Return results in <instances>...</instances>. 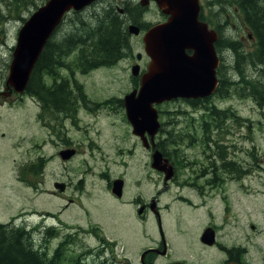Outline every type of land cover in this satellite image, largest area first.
<instances>
[{
	"label": "rangeland",
	"instance_id": "374dc122",
	"mask_svg": "<svg viewBox=\"0 0 264 264\" xmlns=\"http://www.w3.org/2000/svg\"><path fill=\"white\" fill-rule=\"evenodd\" d=\"M12 1L0 0V92L8 91L5 81L17 32L37 5L46 0H27L19 7ZM212 2L201 0L199 17L206 14L214 23L221 22L218 11L225 10ZM102 9L103 5L97 3L78 11V15L68 13L59 31L73 28L77 16L88 20ZM228 13L229 25L215 30L220 29L223 35L239 39L245 48L253 49L254 40L246 35L248 30L238 29L239 20L231 9ZM160 17L153 15V19ZM130 44L121 59L80 77L86 99L92 103L87 101L89 109H81L71 122H64L65 132L61 128L57 135L51 134L53 129L38 125L36 108L30 102L28 106L17 100L12 103V96L0 93V102H11L0 104V223L23 225L30 231L36 228L34 224L53 225L55 236L47 233L48 228L32 234L35 246H47L49 255L66 234H72L75 240L68 247L65 263L71 257L70 251L76 255L103 243L94 236L100 232L108 243L117 242V262L126 264L120 256L119 240L131 248H127L130 262L139 256L141 248L160 240L155 219L144 224L137 221L133 212L142 202L153 199L154 207H161L163 236L170 245L169 254L157 255L155 264L165 262L168 256L184 264H223L224 250L232 246L247 249L245 258L249 264H264V109L250 98L238 94L218 97L213 92L212 103L229 107L238 116V120H229L230 131L225 140L229 158L238 160L249 173L235 179L227 173L216 178L209 172L211 161L207 156L211 150L202 148L198 142L200 134L194 133L191 141L186 139L178 147L171 143L178 139L177 130L186 125L187 116L198 118L201 110L198 112L181 99L156 105L160 127L155 141L162 143L177 169L176 181L165 184L163 173L151 167L150 154L132 133L119 103L126 93L138 87L139 80L133 77L131 67L140 63L145 69L147 63L136 54L143 52L142 42L131 37ZM232 57H227L229 68ZM182 111L184 115H179ZM186 130L181 131L183 139ZM64 134L71 141L68 146L76 150L68 161L56 155L60 146L50 141L51 135L61 143L60 136ZM252 151L255 159L251 158ZM39 156L45 158L42 165ZM206 167L208 175L201 176ZM119 177L126 179L127 188L122 197L115 198L108 192V180ZM55 182H64L67 189L59 191ZM208 225L216 231L218 244L212 247H205L200 241ZM94 257H88L87 264Z\"/></svg>",
	"mask_w": 264,
	"mask_h": 264
},
{
	"label": "trees",
	"instance_id": "16d2710c",
	"mask_svg": "<svg viewBox=\"0 0 264 264\" xmlns=\"http://www.w3.org/2000/svg\"><path fill=\"white\" fill-rule=\"evenodd\" d=\"M229 1L233 4V11L237 10L236 13H240V22L247 26L253 37L254 45L253 49L248 50L243 46L241 40L227 37L218 29L219 37L216 42V50L219 53L220 63L216 68L218 85L214 95L231 97L233 94H238L252 99L260 109H264V0ZM12 2L19 7L23 4L25 5L27 0H13ZM221 4L222 6L226 5L223 2ZM124 11L131 17V20H134L133 18L136 15L134 7L124 9ZM75 14L78 15V13ZM120 17L118 12L111 10L109 7H103L99 13H95L88 20L77 16V19L73 20V28L60 32L61 40L58 45L69 48L72 54L71 62L75 69L85 72L98 66H109L127 54L126 50L130 48V43L126 28H124ZM55 46L57 44H55L53 36L45 44L31 72L26 87L29 93L33 94L34 88L39 83L40 67L46 73L52 72L53 68H55L54 61H51L53 47ZM229 50L235 58L232 57L233 60L230 61L231 68L227 65V57L231 55L228 53ZM56 57L59 58L60 56L56 55ZM229 69L231 71L230 75L228 74ZM61 86L63 89L62 84ZM54 92H51V95H47L46 99L49 107L55 111H60L63 107L64 110L67 109L64 103L68 99L66 98L67 92H57V95ZM212 98L207 96L187 100V103L193 109L198 112L201 110L202 113H200L198 118L189 114L186 125L177 130L178 139L172 140L171 143L178 147L186 139L191 141L194 138V133L200 134L201 138L198 142L202 148L211 150L207 157L213 156L210 160L211 171L209 172L215 177L220 173H227L232 178L241 179L245 174L249 173V170L243 168L238 160L229 158V146L225 140L230 131L227 125L229 120H238V116L231 108H222L212 103ZM69 105H72V110H74L75 100ZM179 113V115H184L185 111ZM185 128H187L186 131L188 133L183 139L180 134ZM168 134H172V132ZM157 147L165 156L169 155L162 143L157 142ZM251 158H256L254 151H252ZM213 159L218 161V163H215ZM39 160L40 165H42L43 160ZM53 229V227L47 229V233L50 236L57 234ZM32 234L33 232L28 231L23 225L16 226V224L11 223H0V264H87L84 256L86 253L91 252L89 249L76 255H72L70 251L71 257L65 263L68 247H70L72 240H75L72 236L65 235L63 240L49 255L47 246H35ZM46 239L48 240L47 237ZM91 263L88 262V264ZM94 264L106 263L101 259L99 261L95 260Z\"/></svg>",
	"mask_w": 264,
	"mask_h": 264
},
{
	"label": "water",
	"instance_id": "95a60500",
	"mask_svg": "<svg viewBox=\"0 0 264 264\" xmlns=\"http://www.w3.org/2000/svg\"><path fill=\"white\" fill-rule=\"evenodd\" d=\"M95 1L46 0L38 6L17 32L6 87L22 93L45 44L63 16L70 10L81 11ZM156 2L169 17L166 22L151 27L144 34V50L150 62L141 74L139 64L131 67L132 75L138 77L139 84L123 96V104L133 133L145 138L147 132L150 136L153 148L151 166L162 172L164 181H167L173 177L174 167L155 146L153 137L160 127L156 105L175 98H202L214 92L218 84L216 68L219 57L214 47L218 33L209 29L206 22L198 20V0ZM138 31L135 25H129L130 33L137 34ZM186 50L192 52L188 54ZM137 58H140V53ZM145 145L148 146L146 143ZM74 153L73 149H65L60 153L61 159L66 160ZM122 184L123 180L120 178L113 180L112 192L116 196H121ZM54 186L60 191L64 190L63 183L55 182ZM214 240L213 228H206L201 241L213 244Z\"/></svg>",
	"mask_w": 264,
	"mask_h": 264
},
{
	"label": "flooded vegetation",
	"instance_id": "af4514ba",
	"mask_svg": "<svg viewBox=\"0 0 264 264\" xmlns=\"http://www.w3.org/2000/svg\"><path fill=\"white\" fill-rule=\"evenodd\" d=\"M199 2H201V0H199ZM221 2H223L226 5L222 6ZM97 3L101 4V6L103 5L104 8L109 7L111 10L118 12L120 14V16H121L120 18L123 21V26H124V28H126V31L128 34L129 43L131 42V37L136 38L137 40L139 39L142 42L143 35L151 27H153V25L155 26L157 24L166 22L168 19V16H169L168 14L164 13L159 8L156 0H97L93 3V5L97 4ZM212 3L216 4L220 10H225V13H220V11H218V18L221 21L218 23H214L210 19L209 15L205 14V16H204L201 14L200 19L207 22L209 28L216 29V27L222 28L224 25H229L227 23L226 19L229 16L228 9H231V12L234 14L235 18H237L239 20V23L241 24V25L239 24L238 29H247L246 27H244V23L240 22V18H239L240 13L237 14L236 13L237 10L233 11V6H232L233 4L230 3L229 0H213ZM133 7L136 10V15L133 18L134 20H131V17L125 13L124 9H131ZM201 7H202V5L200 4V10H201ZM221 8H224V9H221ZM155 14L160 15L161 17L159 19H153V15H155ZM62 22L57 27V30L55 31V35H54V41H55V44H57V46L53 47V55H52L51 61H54L53 64H54L55 68H53V71L50 73L43 72L41 70V67L39 68V83L34 88V91H33L34 93L33 94L29 93L26 90V88L22 93H17L14 90H11L10 88H7V87H5V88L8 91L0 92L3 95L7 93L6 94L7 96H12V98H13L12 103L16 102V100H17V103H22L25 106L26 105L28 106V104L31 103L34 106V108H36L35 118H36V121L38 122V125H40L41 127H44V128L48 127L51 130L53 129V131L51 132V134H53V135L54 134L57 135L58 131L61 130V128H63L64 132H65L66 128L64 126V122L66 120L71 122L74 117H77V115L81 111V109H83V110H84V108L89 109V107L85 104L87 103V101H90L91 103H92V101L86 99V94L83 92V84L80 82V77L88 75V74H90L91 71H94V70L96 71L97 69H99V68H96L94 70H91V71L88 70V71L84 72V71H81L79 69H75L73 67V64L71 62L72 61V54L70 53L69 48L58 45L60 43V40H61L59 27L62 26ZM131 23L138 28V30H139L138 34H130L129 33L128 26ZM138 44H141V43L138 42ZM142 45H143V42H142ZM188 52L191 53L190 51H188ZM137 53L139 54V52H136V54ZM56 55H58L60 57L57 58ZM143 55H145V56L142 57ZM144 59H146V61H147V63H146V67H147L149 62H150V58L143 51L142 53H140L139 60L142 62ZM139 65H140V70L143 72L146 69V67L144 69L142 64L139 63ZM136 78L137 77H135V79ZM61 84L63 85V89H62ZM53 91H55L54 92L55 95L58 94L57 92H60V93H62V92L66 93L67 92L66 98H68V99H66L64 101L65 107H67V109L64 110L63 109L64 107H63L62 110L55 111L49 107L46 98H47V95H51V92H53ZM67 100H69V101H67ZM73 100H75V109L74 110H72V105H69V103H72ZM4 103H6V104H4ZM9 103H11V102L8 99H6L3 103L0 102L1 105L2 104L3 105H10ZM119 103L123 106V102L121 100L119 101ZM95 105H97V104H95ZM134 136L140 141V144H142L144 149L149 152L150 158H151L153 148L151 147V142H150L151 140H150V136L148 135V133L145 132V138L143 136H139L137 134H134ZM50 137H51L50 141H52L53 144L56 145V147L60 146V148H58L56 151V155L59 156L60 159H61V155H60L61 151L65 150V149L75 150L74 148L68 146L71 141H69L68 137L65 134H64V136H60L61 143H59V141L56 140L55 138L53 140L51 135H50ZM143 140H145V143L148 144V146L145 145ZM45 141H47V140L45 139ZM75 152H76V150H75ZM72 156L66 160H63V161H68L69 159L72 158ZM212 158H213V156L210 157V160ZM39 159L45 160V158H43L41 156H39ZM173 165L175 168L174 177L170 181L164 182L165 184H167L171 181L172 182L176 181L177 169H176L175 164H173ZM207 169L208 168H203L201 176L208 175ZM60 183H63L64 189H67V186H65L64 182H60ZM54 184L55 183H53V185ZM112 185H113V180L111 182H110V180H108V192L116 198L117 196L114 195V193L112 192ZM122 186H123V193H124L125 189L127 188L126 179L123 180ZM122 196L123 195H121L120 197H122ZM183 199H185V198H183ZM153 203H154L153 199H151L148 203L142 202L141 206H138V207L136 206V208H135V210H133V212L135 213V216H136V219L138 222L143 221L144 224H147V222L150 219L151 220L155 219L156 222H157V220L159 222L160 214H161L162 210H161L160 206L154 207ZM125 214H127V213H125ZM208 226H211L215 230V227L213 225H208ZM208 226H206V227H208ZM130 227H131V230H133L134 227H132L131 224H130ZM91 232H93V231H91ZM100 234H101L100 232H97L94 234V236H99V239L102 240L103 243L99 242L98 245L96 244L94 246L95 248L89 249L91 251L90 252L91 255L95 256L94 259L91 260V262H92L91 264H94L95 260L99 261L101 259L106 264H119L117 262L119 260H118V258H116V255H117L115 252L116 248L114 247L117 244V242L115 245L113 243L112 244L108 243L105 240V238H103V235H100ZM159 235H160V240L158 239V241L157 242L154 241L152 245H147L143 249H141L139 252V256L135 260H133L132 262H130V258L127 256V248L128 249H131V248L129 247L128 243H126L123 239L119 240V245L121 246V254H120L121 258L125 259L124 262L126 264H155V258L157 255L161 254V255L167 256L169 254V250H170V245H169L168 241L167 240L165 241L164 237L161 236L160 232H159ZM128 237H130V238L132 237V232L128 233ZM112 242H115V240H113ZM202 244L205 247H212L214 245H217L218 242L215 240L212 245L206 244L204 242H202ZM222 247H224V246L220 245V248H222ZM108 252L110 253V255H108ZM224 252L226 254V258L224 259L223 264H226L229 262H237L239 264H249L245 258L246 253H247L246 248H238V247L232 246L230 248H226V251L224 250ZM109 256H111L112 258H110ZM177 259L178 258H171V256H168L166 258V261L162 262L160 264H171L173 262H178V261L180 263L184 264V261L179 260V259L177 260Z\"/></svg>",
	"mask_w": 264,
	"mask_h": 264
},
{
	"label": "bare ground",
	"instance_id": "6f19581e",
	"mask_svg": "<svg viewBox=\"0 0 264 264\" xmlns=\"http://www.w3.org/2000/svg\"><path fill=\"white\" fill-rule=\"evenodd\" d=\"M73 47V46H72Z\"/></svg>",
	"mask_w": 264,
	"mask_h": 264
}]
</instances>
